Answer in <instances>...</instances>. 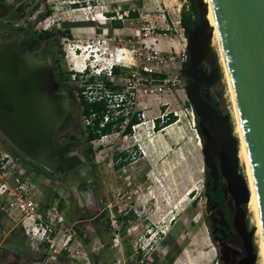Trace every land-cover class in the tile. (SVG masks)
Returning a JSON list of instances; mask_svg holds the SVG:
<instances>
[{
	"label": "rangeland",
	"instance_id": "1",
	"mask_svg": "<svg viewBox=\"0 0 264 264\" xmlns=\"http://www.w3.org/2000/svg\"><path fill=\"white\" fill-rule=\"evenodd\" d=\"M0 1L16 6L14 0ZM22 2L23 13L19 17L10 21L0 18V31L10 33L13 28L21 26L24 35L37 36L44 30L38 23L45 21L43 24L47 25L45 30L50 32V36L39 39V44L52 42L62 52L60 63L68 74L67 85L72 90L68 92L72 101L71 113L80 129L75 132L78 140L86 134L88 120L80 114V96L87 100L105 98L113 112L118 110L117 114L125 117L128 116L127 111L140 116L139 124L125 135L118 133L121 128L118 125L123 124L120 122L111 126L110 132L85 142L102 188L101 202L95 207L102 211L101 214L94 215L89 220L90 225L84 220L87 224H82L77 234L68 229L57 233L55 244L50 248L47 245H44L46 249L42 248L34 236L30 241L38 249H31L28 238L25 240L30 248L27 257L33 258L38 254L51 257L47 264H216L204 218L202 190L205 165L201 138L195 129V118L191 116L192 108L187 103L181 73L177 72L185 48V36L181 34L180 26L169 20L165 25L159 21L157 12L149 10V4H143L141 0ZM132 8L135 15L129 13ZM82 22L92 23L72 25ZM67 24L70 28L63 29ZM159 25L166 26V29L150 28ZM77 46L80 50H76V54L82 56L77 61L71 58L72 62L65 59L63 48L70 50ZM210 47L219 68L216 86L234 127V105L213 39ZM116 50L119 53L110 61ZM85 54L88 55L87 60ZM109 62L121 64L120 73L113 76V82L119 89L113 92L104 90L105 79L96 74ZM72 63H76L74 68L77 70L84 64H90L91 77L87 76L88 70L85 75L71 79ZM143 66L152 72L163 73V79L141 74L147 81L140 83L138 72ZM78 88L83 92H78ZM169 113L174 115L170 123L159 129L150 127L151 119L161 115L164 119ZM5 143L6 146L0 147L12 152L13 148ZM119 152H124V155L119 156ZM118 156L120 159L125 156V162L116 167L114 163L119 160ZM239 168L245 174V166L239 163ZM35 196L36 201H49L48 207L52 210L54 196L50 191L45 196L40 193ZM108 202L111 203L117 230L109 225V212L105 206ZM10 220L0 212V242L4 236L1 231L6 233L9 230V236L20 238L21 242L23 229L17 219ZM12 224L15 226L11 229ZM114 233L118 235L115 245L112 240ZM68 234H72L71 243H66L70 251H63L58 257L52 249H58ZM118 244L120 253L115 252ZM25 257L21 256L19 260L25 261ZM6 259L0 250V264L10 262Z\"/></svg>",
	"mask_w": 264,
	"mask_h": 264
},
{
	"label": "water",
	"instance_id": "2",
	"mask_svg": "<svg viewBox=\"0 0 264 264\" xmlns=\"http://www.w3.org/2000/svg\"><path fill=\"white\" fill-rule=\"evenodd\" d=\"M217 31L223 64L235 104L255 197L259 232L264 251V0H208ZM197 23L186 32L187 60L183 75L190 78L185 96L193 112L214 130L202 145L203 163L215 181L212 163L219 156L231 189L249 198L246 177L237 173V139L225 121L218 126L214 111L197 99L198 64L212 27L206 18L207 4L194 0ZM21 34L0 31V135L24 159L37 167L63 173L80 158L55 133L71 109L70 95L58 91L43 48L20 50ZM39 48V44L35 43ZM227 116H225V120ZM217 126V128H216ZM202 132V131H201Z\"/></svg>",
	"mask_w": 264,
	"mask_h": 264
},
{
	"label": "flooded vegetation",
	"instance_id": "3",
	"mask_svg": "<svg viewBox=\"0 0 264 264\" xmlns=\"http://www.w3.org/2000/svg\"><path fill=\"white\" fill-rule=\"evenodd\" d=\"M46 8L49 9V7ZM44 11L46 12L47 10ZM194 19H196L195 23L190 26L187 31L197 23V11L196 17L194 15ZM85 23L90 24L92 22L72 23V25L82 26ZM69 24L63 29L70 28ZM179 26L186 40V33L183 34V27L180 22ZM21 35L23 38L20 44V50L22 52H32L39 51V49L43 48L47 53V59L51 66L52 79L55 82L56 89L68 94L70 87L67 85V79L61 76V72L66 73L60 63L62 55L61 50L51 42L48 45H40L37 36ZM35 43L39 44V48L35 47ZM207 44L208 49L205 51L198 64L200 72L196 76L200 81L195 93L197 99L201 103L208 105L214 111L218 126L226 121L231 133L233 129L232 134H234V127H232L229 114L222 104L220 90L216 86L219 78V68L216 64L215 56L211 52V38ZM184 52L186 61L188 57L186 47L184 48ZM185 61L183 63H185ZM114 69V71L111 69L112 74L116 76L120 73V69L116 66H114ZM181 77L185 90L187 84L191 82V79L183 74ZM108 88L113 92L119 89V86L108 83ZM79 92H83V90L81 89ZM187 103L191 106L188 100ZM71 112L72 109H70L63 125L56 131L54 139L58 144H65L71 154L80 158V162L63 173L52 171L50 174H47V168H43L42 170L40 167L30 162L25 161L24 165L31 174L33 180L34 177L40 179L39 184H42V187L39 188L38 193L45 196L46 192L50 191L52 196H54L55 209L63 219V225L69 227L74 234H77L79 233L80 226L85 223L87 224L84 220L88 221L90 225L91 222L89 220H92L94 215L101 214L102 211L96 210L95 207L101 202L102 188L95 167L90 160V150L88 145L85 144V142L87 143L95 138L87 139L89 121L86 126V134L81 140H78L75 136V132L80 130L79 124ZM126 114H128V116L121 121L123 124L113 121L110 125L111 127L115 124H119L118 126L121 128L118 130V133H123L124 135L128 133L124 132L127 128L128 119L133 116V114L128 111ZM191 116L195 118V129L201 138L202 152V145H207L209 138L214 136V130L205 120L196 115L193 109L191 111ZM225 116H227L226 120ZM91 132L97 133L99 129L93 128ZM0 146H6L4 139L1 137ZM9 148L12 149V147ZM121 155H124V152H119V156ZM119 156V160L115 161L114 166L119 164L122 160H125V156L122 159H120ZM212 163L216 169L215 181L213 182V179L208 175L209 169L205 166V180L202 195L204 198V218L209 230V239L213 243L216 264H264V255L263 258L260 255V245L262 241L261 236L259 237L258 235V219H254V213L250 210L249 198L246 197V200H244V195L231 189L230 183L222 172L224 168L220 165L218 155L212 157ZM236 172L243 173L242 169L239 168V163ZM67 218H72V220L68 221ZM9 220L11 222L14 221L12 218H9ZM66 222H68V224ZM14 226L15 224H12L11 229L14 228ZM1 233L4 234V236L0 242V250L2 254L6 256L7 261L10 259V262L5 264H47V260L51 258H46L44 255L41 256V254L33 256V258H31V256L27 257L30 248L37 250L38 247H31L29 241L27 242L30 248L26 245L25 240L28 238L23 231L24 237H22L23 240L21 242L25 243L24 245L26 246L20 244V238L17 239L12 235L9 236L10 230L6 233L1 231ZM81 236H83V234H81ZM6 238L8 241H5ZM5 244L11 248L4 246ZM42 248L46 249L44 246ZM54 254H57L59 257L60 253ZM24 255L26 256L25 261H20L19 258ZM32 259L34 260L32 261Z\"/></svg>",
	"mask_w": 264,
	"mask_h": 264
},
{
	"label": "built area",
	"instance_id": "4",
	"mask_svg": "<svg viewBox=\"0 0 264 264\" xmlns=\"http://www.w3.org/2000/svg\"><path fill=\"white\" fill-rule=\"evenodd\" d=\"M143 4H149V10L157 12L159 16V21L165 22V25L168 24V20L175 25H179L181 9L183 6L186 7V0H141ZM134 9L132 8V11ZM140 8H137L139 11ZM129 11V10H128ZM126 15V13H125ZM168 17V19L166 18ZM120 17V16H119ZM171 18V19H170ZM45 21L42 20L38 24H41L42 29H46L47 25L43 24ZM153 29H166V26L159 25L158 27L151 26ZM181 28V27H180ZM182 31V29H181ZM182 34V32H181ZM76 50H80L79 47L72 49L63 48L65 59L73 58L77 61L80 54H76ZM116 53V52H115ZM185 61V52L183 49V55L181 61L177 66V72L180 73V65ZM75 64V63H72ZM118 67L119 64H113L112 62L107 63L102 70H99L96 74L100 77H103L105 81L103 82L104 90L110 91L108 88V83H111L115 86L116 82H113L112 67ZM72 70L70 78L74 79L76 76L85 75L88 71L87 76H91V66L88 64L83 65L79 70L70 66ZM100 71L102 73L100 74ZM152 72L150 68L141 67V70L138 72L140 83L142 80L147 81V78H143L141 74H148ZM149 76V75H148ZM153 78H151L152 80ZM118 85V84H116ZM79 92V91H78ZM111 92V91H110ZM77 93V92H76ZM118 111V110H117ZM117 111L113 112L109 105L107 104L106 112L103 116V121L111 119V117H116ZM114 114V115H112ZM140 116H137L139 119ZM88 123V120H87ZM139 123L130 125V129H134ZM150 127L153 128V119L150 121ZM27 161L26 159H24ZM44 182V181H43ZM39 192V185L33 180L31 174L27 171L24 162L21 160L20 156L9 152L0 147V211L5 215L6 218H12L19 221L23 233L27 238H29L30 246L33 247L31 238L37 236L38 244L40 246L47 245L49 248L55 244L56 234L62 232L63 230H71L69 227H64L63 219L61 215L55 209V206H51L52 210H49V205L42 206L39 200H35ZM106 209L108 210L109 225L113 229H118L116 224V219L114 218L113 213L111 212V203L108 202ZM71 235L68 234L66 239L59 246L58 249L53 248L54 253H61L63 251H70V247H66V243H71ZM73 239V238H72ZM114 245L117 244L118 235L114 233L112 236ZM36 247V246H34ZM120 253V245L115 246V252Z\"/></svg>",
	"mask_w": 264,
	"mask_h": 264
},
{
	"label": "trees",
	"instance_id": "5",
	"mask_svg": "<svg viewBox=\"0 0 264 264\" xmlns=\"http://www.w3.org/2000/svg\"><path fill=\"white\" fill-rule=\"evenodd\" d=\"M22 1L23 0H15V2H16L15 7H11L9 5H6L4 2L0 1V18H4V19L10 21V20H14L17 17H19L23 13L24 4ZM129 13H130V15H135V13L133 11H131ZM194 15L196 17L194 0H186V7L185 6L182 7L181 15H180V21H179L181 26L183 27V34H185L187 29L195 23L196 19H194ZM10 33H12V34H17V33L24 34L23 28L21 26H17L15 28H13V30ZM66 33H68V32H66ZM49 36H50V32L48 30H42V34L37 33V37L41 40L46 39ZM179 68H180V73L182 75L184 63H182ZM112 70L113 71L115 70L114 67H112ZM147 75H149L151 77H157L159 80L163 79V77H164L163 73H155V72H150ZM61 76H63L64 79H68L67 73L61 72ZM89 77H91V76H89ZM87 79H92V78H87ZM78 89L81 90V88H78ZM71 91L72 90L70 88L69 92H71ZM107 104H108L107 99H105V98L87 100V98H85L84 96H80V101H79L80 114L82 116H85L89 121V124H88L89 129L87 132V139H91L93 137L96 138L102 134H106V133L110 132L111 131L110 125L113 121L121 122L125 119V116H123V114H119L114 118L111 117V119H108V120L102 122L103 116H104L106 109H107ZM173 119H174V115H172L171 113L165 114L164 119L162 118V115H161V117H155L153 119V128L159 129L160 127L170 123ZM137 122H138V118H137V116H135L133 114V116L130 119H128L127 128L124 132L129 133L131 131L130 125L135 124ZM93 128L99 129V132L92 133L91 130ZM12 153L20 156L21 160L23 162H25L24 158L21 155H19L14 149H13ZM27 162H29V161H27ZM124 162H125V160H122L116 166L121 165Z\"/></svg>",
	"mask_w": 264,
	"mask_h": 264
},
{
	"label": "bare ground",
	"instance_id": "6",
	"mask_svg": "<svg viewBox=\"0 0 264 264\" xmlns=\"http://www.w3.org/2000/svg\"><path fill=\"white\" fill-rule=\"evenodd\" d=\"M203 1L207 4V15H206V18L208 20L209 25L212 27V38H211V42H212V39L214 37V41L216 42L217 48H218V55H219V58H220V64L223 67L225 79L227 80V83H228V93L230 95V100L232 101V103L234 105V112H233V117L235 119L234 136H236V139L238 141L237 142V157H238V163H240L241 165L245 166L244 172H245V175L246 176L245 175L244 176L246 177V182H247L248 190H249V194H250L249 195V200H250V205L249 206L251 207L250 210H252V212L254 213V217H255L254 219H258L257 212H256V204H255V197H254V192H253V186H252V181H251L249 167H248V162H247L246 153H245V150H244V145H243L242 138H241V134H240V128H239V124H238V119H237V114H236V110H235V104H234V100H233V96H232V91H231L230 83H229V80H228L227 72H226L225 67H224V64H223L222 54H221V50H220V46H219V42H218V37H217V31H216V28H215V25H214V20H213V16H212V12H211V9H210L209 2H208V0H203ZM119 50H116V53L110 59V61L112 59H114V57H116V55L119 53ZM81 56L82 55H79L78 57L80 58ZM87 57H88V55L85 54V60L88 59ZM96 59H97V57L95 58V60L94 59L93 60L96 61ZM70 62H72V59L71 58H70ZM117 64L121 65L120 62H118ZM75 65H76V63L74 64L73 68L75 67ZM232 132H233V129H232ZM249 200H248V202H249ZM259 233L260 232L258 230V235L260 237V234ZM260 246H261L260 255L263 258L264 251L262 250V244Z\"/></svg>",
	"mask_w": 264,
	"mask_h": 264
},
{
	"label": "crops",
	"instance_id": "7",
	"mask_svg": "<svg viewBox=\"0 0 264 264\" xmlns=\"http://www.w3.org/2000/svg\"><path fill=\"white\" fill-rule=\"evenodd\" d=\"M34 180L39 184V182H40V179L38 178V177H34ZM40 202V204L42 205V206H45V205H47V204H49V201H39Z\"/></svg>",
	"mask_w": 264,
	"mask_h": 264
}]
</instances>
